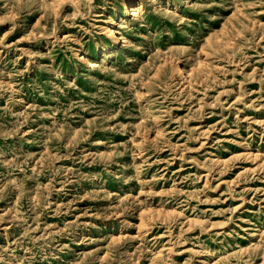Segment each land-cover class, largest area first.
I'll return each mask as SVG.
<instances>
[{
  "label": "rangeland",
  "instance_id": "rangeland-1",
  "mask_svg": "<svg viewBox=\"0 0 264 264\" xmlns=\"http://www.w3.org/2000/svg\"><path fill=\"white\" fill-rule=\"evenodd\" d=\"M123 1L0 0V264H264V0Z\"/></svg>",
  "mask_w": 264,
  "mask_h": 264
},
{
  "label": "bare ground",
  "instance_id": "bare-ground-1",
  "mask_svg": "<svg viewBox=\"0 0 264 264\" xmlns=\"http://www.w3.org/2000/svg\"><path fill=\"white\" fill-rule=\"evenodd\" d=\"M133 0H124L121 3V6L123 7V9L131 6L133 4ZM116 12V11H115ZM107 35L111 38V40L116 41L118 39V37L116 35H114V30L112 28H107ZM82 58V56H81ZM80 58V59H81Z\"/></svg>",
  "mask_w": 264,
  "mask_h": 264
}]
</instances>
